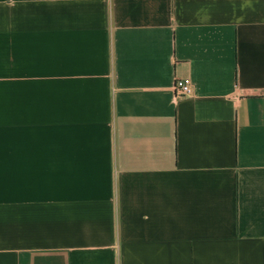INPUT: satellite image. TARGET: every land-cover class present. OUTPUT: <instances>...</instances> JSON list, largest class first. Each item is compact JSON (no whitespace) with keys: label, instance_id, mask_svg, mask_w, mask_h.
Segmentation results:
<instances>
[{"label":"crops","instance_id":"crops-1","mask_svg":"<svg viewBox=\"0 0 264 264\" xmlns=\"http://www.w3.org/2000/svg\"><path fill=\"white\" fill-rule=\"evenodd\" d=\"M0 264H264V0H0Z\"/></svg>","mask_w":264,"mask_h":264},{"label":"built area","instance_id":"built-area-1","mask_svg":"<svg viewBox=\"0 0 264 264\" xmlns=\"http://www.w3.org/2000/svg\"><path fill=\"white\" fill-rule=\"evenodd\" d=\"M175 98L187 97L192 93V85L189 79L176 80L174 85Z\"/></svg>","mask_w":264,"mask_h":264}]
</instances>
